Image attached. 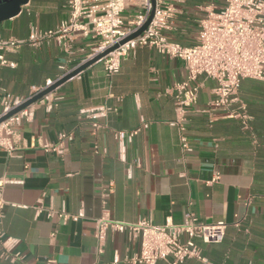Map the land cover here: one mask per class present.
Returning a JSON list of instances; mask_svg holds the SVG:
<instances>
[{
  "label": "crops",
  "instance_id": "obj_1",
  "mask_svg": "<svg viewBox=\"0 0 264 264\" xmlns=\"http://www.w3.org/2000/svg\"><path fill=\"white\" fill-rule=\"evenodd\" d=\"M68 2L30 0L19 15L0 22V38L27 40L34 30L55 29L69 15ZM224 2L185 0L167 36L194 45L205 7ZM99 41L73 34L71 42L54 37L0 50L6 60L0 61V85L29 98L84 63ZM186 73L184 60L138 47L122 59L116 75L109 77L104 63L96 62L34 104L33 120L16 129L14 149L0 148V195L7 203L0 264H114L116 255L117 264H133L127 258L139 244L124 233L109 232L98 255L99 218L107 212L118 221L151 218L163 225L168 219L181 223L188 211L202 222L224 221L227 228L220 243L196 241L207 262L184 264H264V79L241 83L239 97L250 116L244 129L223 112H201L215 84L201 77L198 103L185 121L189 149L183 150L180 130L172 125V89ZM101 107L114 110L92 117ZM61 133L73 134L64 141V154L41 147L56 143ZM63 209L83 216L64 222L48 215ZM8 253L24 259L11 261Z\"/></svg>",
  "mask_w": 264,
  "mask_h": 264
},
{
  "label": "built area",
  "instance_id": "obj_2",
  "mask_svg": "<svg viewBox=\"0 0 264 264\" xmlns=\"http://www.w3.org/2000/svg\"><path fill=\"white\" fill-rule=\"evenodd\" d=\"M184 2L185 0H155L154 5L153 0H69V15L55 29L34 30L27 40L0 38V50L15 51L25 44H39L54 37L60 41L70 39L71 42L73 34L94 36L100 41L87 55V61L130 37L147 22L154 11L150 24L138 37L120 45L100 61L104 63L109 77L119 73L122 59L138 47H150L162 55L185 61L186 78L172 89L176 105V119L172 125L180 130L182 149L188 150V139L184 134L185 121L190 109L198 103L201 77L215 83L213 98L201 112L212 115L215 111H220L238 119L244 129L249 128L250 116L246 103L239 97V89L244 79H264V0H225L220 8L214 4L207 5L199 22L197 42L192 46L172 41L166 34L175 23L178 6ZM128 9L134 10L133 15L127 16ZM65 47L71 50L68 42ZM0 61L6 63L2 53ZM52 83L49 81L45 87ZM27 99L0 85V118L21 106ZM34 104L0 123V148L8 151L14 149L16 129L24 121L33 120ZM112 110V107H101L91 116H104ZM99 126L96 121L93 123L94 129ZM124 136L121 132L120 137ZM65 140L72 141L73 134L61 133L56 143L46 141L41 147L46 152L62 155L66 151ZM4 183L5 180L0 179V187ZM6 204L0 195V225ZM53 214H57L64 222L77 221L83 216L82 213L73 215L65 209L57 213L48 211L49 216ZM226 228L224 221L202 222L192 211L185 214L181 223L168 219L163 225L154 223L151 218H141L136 222L118 221L110 218L106 212L96 221L97 253H103V245L109 232H119L139 244V251L127 258L133 264H156L159 261L184 264L189 259L207 262L196 241L199 239L205 243H220L225 238ZM2 235L0 230V237ZM10 240L7 239L4 245ZM6 258L17 261L23 260L24 256L20 253H8ZM118 262L119 256L116 255L114 264Z\"/></svg>",
  "mask_w": 264,
  "mask_h": 264
},
{
  "label": "water",
  "instance_id": "obj_3",
  "mask_svg": "<svg viewBox=\"0 0 264 264\" xmlns=\"http://www.w3.org/2000/svg\"><path fill=\"white\" fill-rule=\"evenodd\" d=\"M30 2V0H0V22L12 19L13 17L19 15L22 12V9L25 5H27ZM153 4L155 5V0H153ZM154 15V11L151 13L149 19L147 22L134 34H132L130 37L124 39L120 43H117L113 45L112 47L108 48L104 52L96 55L95 57L85 61L72 71L68 72L64 76H62L60 79L57 81L53 82L51 85L45 87L41 91L37 92L30 98H28L21 106L13 109L10 111L8 114L0 118V123L11 117L13 114L19 112L22 109L27 108L28 106L42 100L44 97L48 96L51 94L53 91H55L59 86L70 80L71 78L77 76L80 74L83 70L88 68L89 66L93 65L94 63L100 61L104 56H106L109 52L115 50L118 48L120 45L126 43L127 41L134 39L138 37L150 24L152 18Z\"/></svg>",
  "mask_w": 264,
  "mask_h": 264
}]
</instances>
